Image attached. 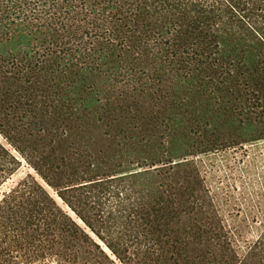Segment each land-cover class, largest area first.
I'll use <instances>...</instances> for the list:
<instances>
[{
  "label": "trees",
  "instance_id": "1",
  "mask_svg": "<svg viewBox=\"0 0 264 264\" xmlns=\"http://www.w3.org/2000/svg\"><path fill=\"white\" fill-rule=\"evenodd\" d=\"M0 136L58 199L3 194L0 264H264L194 160L264 141V0H0Z\"/></svg>",
  "mask_w": 264,
  "mask_h": 264
},
{
  "label": "rangeland",
  "instance_id": "2",
  "mask_svg": "<svg viewBox=\"0 0 264 264\" xmlns=\"http://www.w3.org/2000/svg\"><path fill=\"white\" fill-rule=\"evenodd\" d=\"M0 143L11 150L2 136ZM18 158L22 166L0 188V199L28 175L35 177L57 199L36 172ZM194 160L211 191L234 249L244 257L264 235V141L238 145ZM96 240L114 264H122L102 242Z\"/></svg>",
  "mask_w": 264,
  "mask_h": 264
}]
</instances>
